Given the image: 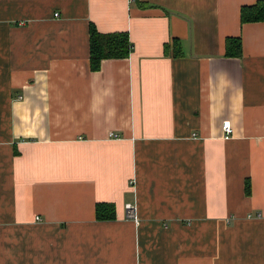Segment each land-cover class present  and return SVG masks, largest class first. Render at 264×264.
Listing matches in <instances>:
<instances>
[{"label":"crops","instance_id":"0c3cea01","mask_svg":"<svg viewBox=\"0 0 264 264\" xmlns=\"http://www.w3.org/2000/svg\"><path fill=\"white\" fill-rule=\"evenodd\" d=\"M260 1L0 0V264H264Z\"/></svg>","mask_w":264,"mask_h":264},{"label":"trees","instance_id":"16d2710c","mask_svg":"<svg viewBox=\"0 0 264 264\" xmlns=\"http://www.w3.org/2000/svg\"><path fill=\"white\" fill-rule=\"evenodd\" d=\"M141 8L148 5L138 2ZM242 23L264 22V1L254 6H246L241 12ZM90 66L92 71H98L104 60L127 59L133 51V44L128 33L103 34L94 26H90ZM177 42L176 56L180 55L179 42ZM226 55L228 57H241L242 43L238 38H229L226 41ZM249 185H247V193ZM96 217L100 221L114 220L116 218V207L110 203H98L96 206Z\"/></svg>","mask_w":264,"mask_h":264},{"label":"built area","instance_id":"2783aa9c","mask_svg":"<svg viewBox=\"0 0 264 264\" xmlns=\"http://www.w3.org/2000/svg\"><path fill=\"white\" fill-rule=\"evenodd\" d=\"M56 16H58V14H56ZM222 130H223V138L224 139H231L233 137V129L230 125V123H224L223 126H222ZM110 137L111 138H118L117 135H114V134H110ZM125 210H126V214H127V217L129 219H134L136 220V214H135V208L131 205V204H127L125 206Z\"/></svg>","mask_w":264,"mask_h":264}]
</instances>
